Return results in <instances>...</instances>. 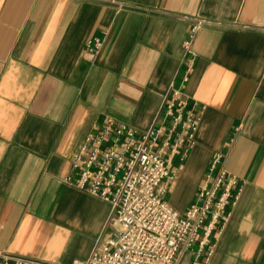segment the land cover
Instances as JSON below:
<instances>
[{
    "label": "crops",
    "instance_id": "1",
    "mask_svg": "<svg viewBox=\"0 0 264 264\" xmlns=\"http://www.w3.org/2000/svg\"><path fill=\"white\" fill-rule=\"evenodd\" d=\"M194 15L225 26L193 40L182 90L200 113L195 144L160 191L184 213L223 154L241 191L210 264H264V0H0V251L59 264L90 255L111 206L63 183L68 159L105 115L151 126L180 84ZM92 37L104 44L89 59Z\"/></svg>",
    "mask_w": 264,
    "mask_h": 264
},
{
    "label": "built area",
    "instance_id": "2",
    "mask_svg": "<svg viewBox=\"0 0 264 264\" xmlns=\"http://www.w3.org/2000/svg\"><path fill=\"white\" fill-rule=\"evenodd\" d=\"M183 42L180 84L171 82L151 126L139 131L105 115L95 133L88 134L69 157L70 172L64 184L111 206V213L90 255L71 264H210L217 238L241 191L240 181L223 166L224 155L215 154L194 200L184 213L174 210L160 191L174 179L173 159L182 163L195 144L200 113L182 90L196 54L192 48L203 27L225 24L197 15ZM100 37L86 43V55L96 57L103 47ZM0 264H59L0 251Z\"/></svg>",
    "mask_w": 264,
    "mask_h": 264
}]
</instances>
